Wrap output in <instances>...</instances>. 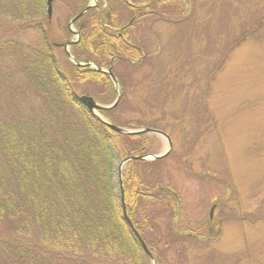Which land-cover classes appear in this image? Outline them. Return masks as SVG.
Segmentation results:
<instances>
[{
	"label": "trees",
	"instance_id": "trees-1",
	"mask_svg": "<svg viewBox=\"0 0 264 264\" xmlns=\"http://www.w3.org/2000/svg\"><path fill=\"white\" fill-rule=\"evenodd\" d=\"M89 1H53V7H65L58 41L47 0H0V14L16 32L36 34L26 41L11 30L0 38V264H153L123 218L121 189L128 216L155 263L189 264L188 250L201 249L211 237L204 225L178 228L181 203L163 182L160 159L127 163L121 187L119 160L151 154L148 135L120 134L79 101L82 86L104 105L116 95L107 73L75 65L63 48L73 38L69 20ZM177 1L98 0L75 22L79 39L70 47L75 60L111 69L121 83L118 105L99 111L111 124L157 128L131 117L136 111L126 109L127 83L118 70L148 64L138 29L149 18L172 22L162 15ZM160 203L175 213L169 230L159 223ZM196 260L222 262L205 253Z\"/></svg>",
	"mask_w": 264,
	"mask_h": 264
},
{
	"label": "rangeland",
	"instance_id": "rangeland-1",
	"mask_svg": "<svg viewBox=\"0 0 264 264\" xmlns=\"http://www.w3.org/2000/svg\"><path fill=\"white\" fill-rule=\"evenodd\" d=\"M168 4L162 16L172 22L149 18L138 29L148 64L118 70L127 83L126 109L172 140L158 168L179 196L177 226L204 225L211 237L201 249L188 250L189 264H198L200 253L219 256L220 264H264V0ZM64 10L53 7L58 41ZM11 30L26 41L36 35L16 32L0 14V38ZM83 89L78 93L89 94ZM147 135L151 154L167 149L165 138ZM165 205L156 207L162 212L159 223L169 230L175 213Z\"/></svg>",
	"mask_w": 264,
	"mask_h": 264
},
{
	"label": "water",
	"instance_id": "water-1",
	"mask_svg": "<svg viewBox=\"0 0 264 264\" xmlns=\"http://www.w3.org/2000/svg\"><path fill=\"white\" fill-rule=\"evenodd\" d=\"M97 2H98V0H90L89 4L81 12H79L74 18H72L69 21V24H68L69 29L77 37V40L79 39V33L73 30L74 23L80 17H82L90 8L97 5ZM52 3H53V0H47V13H48L49 19L52 18V14H53V4ZM75 42H76V40H69L64 45L65 51H66L67 55L69 56V58L72 60V62L78 66L87 65L89 67H94L95 69H97L100 72L107 73L109 75V77L111 78V80H112V82H113V84H114V86L118 92L115 101L110 105H102V104L98 103L92 96L87 95V94L79 96V101L84 106H86L97 119L106 123L109 127H111L112 129H114L115 131H117L120 134H125V135L155 134V135H159V136L165 138L167 141V149L161 154H157V155L156 154L130 155V156H127V157H124L121 159L120 164L118 165V172L117 173H118L120 183H121V187H122V169L125 166V164H127L130 161H136V160H157V159L164 158L172 150L173 143H172L170 136L162 130L155 129V128H149V127L142 128V129H127L124 127H120V126L111 124L105 118H103L101 116V114L99 113L100 110L112 109L118 105V103L121 99V93H119V81L117 80L116 76L114 75V73L112 72L111 69H104V68L98 67L94 62H87V63L77 62L75 60L74 56L70 52V47ZM121 201H122L123 218H124L126 224L130 228L131 232L134 234L136 239L140 242V244L142 245L145 252L151 258V260L153 261V264H156L155 259L152 255L150 249L148 248V246L146 245L143 238L141 237V235L139 234V232L135 228L133 222L131 221V219L128 216L126 205H125V199H124V195H123V189H121ZM213 209H214V207L212 208V211H213ZM211 215H212V212H211Z\"/></svg>",
	"mask_w": 264,
	"mask_h": 264
}]
</instances>
